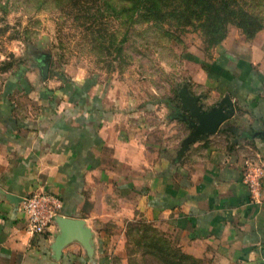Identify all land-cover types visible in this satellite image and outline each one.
Masks as SVG:
<instances>
[{
	"label": "crops",
	"instance_id": "1",
	"mask_svg": "<svg viewBox=\"0 0 264 264\" xmlns=\"http://www.w3.org/2000/svg\"><path fill=\"white\" fill-rule=\"evenodd\" d=\"M242 44L221 43L199 62L197 91L187 80L203 110L228 95L234 111L183 154L192 128L178 93L153 105L127 96L118 81L72 77L47 91L50 98L37 97L43 101L33 109L4 90L0 264H127L121 234L138 220L164 230L187 254L264 264V177L257 196L243 182L245 162L264 159V50ZM43 190L62 199L61 215L93 231L92 256L72 242L55 257V223L43 234L28 230L21 203Z\"/></svg>",
	"mask_w": 264,
	"mask_h": 264
},
{
	"label": "rangeland",
	"instance_id": "2",
	"mask_svg": "<svg viewBox=\"0 0 264 264\" xmlns=\"http://www.w3.org/2000/svg\"><path fill=\"white\" fill-rule=\"evenodd\" d=\"M50 1L0 0V95L11 88L17 103L24 98L33 109L41 98H50L47 91L82 76L99 84L118 81L127 96H139L140 103L176 100L189 79L194 90L199 89L196 70L202 59L216 52L217 46L202 28L203 20L196 15L188 24L166 15L124 10L123 0ZM238 2L254 7L252 11L263 17L264 24V0ZM123 37L125 41L120 42ZM229 41H240L245 50L254 45L264 50V26L248 38L230 20L221 43ZM145 226L134 221L124 225L121 235L127 264H165L145 251ZM156 231L167 237L174 250L187 255L164 230L156 227ZM187 256L184 264H219L212 254Z\"/></svg>",
	"mask_w": 264,
	"mask_h": 264
},
{
	"label": "trees",
	"instance_id": "3",
	"mask_svg": "<svg viewBox=\"0 0 264 264\" xmlns=\"http://www.w3.org/2000/svg\"><path fill=\"white\" fill-rule=\"evenodd\" d=\"M39 3L43 0H37ZM124 10L150 14L154 17L168 16V19H182L188 23L193 15L203 20L202 28L210 36L213 45L221 44L225 37V23L230 20L241 28L248 38L253 37L263 28L262 16L254 13V7L238 0H123ZM261 0H252L251 3ZM58 0H51L50 3ZM249 8V9H248ZM123 37L120 42H124ZM137 225H146L143 231L145 251L155 254L165 264H184L183 259L188 257L171 247L167 237L156 231V227L143 220L134 221ZM143 223V224H142ZM139 233V232H137Z\"/></svg>",
	"mask_w": 264,
	"mask_h": 264
},
{
	"label": "water",
	"instance_id": "4",
	"mask_svg": "<svg viewBox=\"0 0 264 264\" xmlns=\"http://www.w3.org/2000/svg\"><path fill=\"white\" fill-rule=\"evenodd\" d=\"M47 66L44 75H47ZM44 78V77H43ZM179 101L183 110H188V123L192 128L191 132L182 141L179 154L189 147V144L196 139H203L207 135L215 133L220 124L227 120L233 113L234 108L228 95H225L219 102L208 110H203L201 104L197 103L199 96L189 93L188 85L184 84L178 91ZM264 134V131H262ZM53 223L58 227L50 244L55 257L59 258L62 249L72 242H78L86 251L88 256L93 254V231L85 224L83 219L73 218L64 215H55Z\"/></svg>",
	"mask_w": 264,
	"mask_h": 264
},
{
	"label": "built area",
	"instance_id": "5",
	"mask_svg": "<svg viewBox=\"0 0 264 264\" xmlns=\"http://www.w3.org/2000/svg\"><path fill=\"white\" fill-rule=\"evenodd\" d=\"M264 177V159L256 162L246 161L243 170V182L252 196H257ZM62 199L50 191H38L27 195L22 203L28 230L33 234L47 232L53 224V217L61 214Z\"/></svg>",
	"mask_w": 264,
	"mask_h": 264
},
{
	"label": "flooded vegetation",
	"instance_id": "6",
	"mask_svg": "<svg viewBox=\"0 0 264 264\" xmlns=\"http://www.w3.org/2000/svg\"><path fill=\"white\" fill-rule=\"evenodd\" d=\"M178 114H179V116H182V113H181L180 111H179V113H178Z\"/></svg>",
	"mask_w": 264,
	"mask_h": 264
}]
</instances>
